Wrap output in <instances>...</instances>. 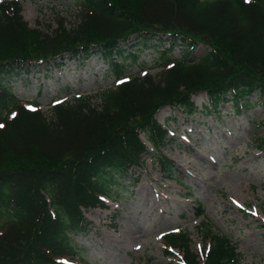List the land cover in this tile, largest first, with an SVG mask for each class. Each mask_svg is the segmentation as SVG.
I'll use <instances>...</instances> for the list:
<instances>
[{
	"label": "trees",
	"instance_id": "obj_1",
	"mask_svg": "<svg viewBox=\"0 0 264 264\" xmlns=\"http://www.w3.org/2000/svg\"><path fill=\"white\" fill-rule=\"evenodd\" d=\"M77 3L78 24L66 29L61 21L45 37L28 27L18 2L0 4V264H69L78 254L73 237L84 231L83 211L118 196L150 154L141 134L171 177L173 164L161 153L168 134L154 117L159 109L178 107L189 117L192 97L203 93L215 112L220 99L237 115L257 105L264 110V0ZM165 43V55L182 49L173 67L157 79L126 78L99 95V107L81 98L52 106L49 118L17 105L11 118L3 115L11 107L10 84L33 71L97 54L119 80L123 61L135 62L143 50L159 51ZM199 45L207 51L192 57ZM165 55L161 62H168ZM256 141L264 150V138ZM202 227L209 247L201 259L187 233H168L163 243L181 254L183 264H236V246Z\"/></svg>",
	"mask_w": 264,
	"mask_h": 264
},
{
	"label": "rangeland",
	"instance_id": "obj_2",
	"mask_svg": "<svg viewBox=\"0 0 264 264\" xmlns=\"http://www.w3.org/2000/svg\"><path fill=\"white\" fill-rule=\"evenodd\" d=\"M77 1L18 3L28 27L45 37L61 21L66 29L78 24ZM129 48L124 47L126 52ZM166 48L165 43L159 51L143 50L135 62L129 58L123 61V77L142 78L146 74L157 79L171 65L161 62ZM206 51L199 45L192 57ZM181 55L182 49L176 47L165 57L171 61ZM24 78L10 84V113L3 111L8 118L14 115L16 105L31 108L33 104L49 118L54 100L73 105L89 98L92 106L99 107V95L116 85L105 59L97 54L64 60L60 69L33 71ZM255 100L254 96L251 101ZM192 102L197 111L189 117L178 107H165L155 114L168 132L161 153L173 164L172 176L159 168L153 158L156 151L141 134L150 154L142 157L141 166L132 171L131 181L121 185L118 196L106 199L103 208L83 211L84 231L73 237L78 254L69 264H177L180 255L176 251L171 257L164 254L161 235L186 232L191 249L199 254L204 246L202 224L236 246V264H264V150L256 141L264 138L263 107L257 105L237 115L225 101H219L216 112L213 106L205 108L203 93ZM200 213L203 215L197 217ZM4 226L0 219V232ZM130 230L140 231L141 243L127 239Z\"/></svg>",
	"mask_w": 264,
	"mask_h": 264
},
{
	"label": "bare ground",
	"instance_id": "obj_3",
	"mask_svg": "<svg viewBox=\"0 0 264 264\" xmlns=\"http://www.w3.org/2000/svg\"><path fill=\"white\" fill-rule=\"evenodd\" d=\"M137 233H140V231H136V230H130V231H127V239L130 241V242H133L134 240H136L134 243H141V237L142 235L140 236H137ZM136 246V244L134 245Z\"/></svg>",
	"mask_w": 264,
	"mask_h": 264
},
{
	"label": "snow or ice",
	"instance_id": "obj_4",
	"mask_svg": "<svg viewBox=\"0 0 264 264\" xmlns=\"http://www.w3.org/2000/svg\"><path fill=\"white\" fill-rule=\"evenodd\" d=\"M245 2H249V0H245ZM0 127H3V125H0Z\"/></svg>",
	"mask_w": 264,
	"mask_h": 264
}]
</instances>
